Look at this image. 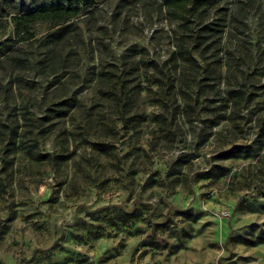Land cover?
<instances>
[{
	"label": "rangeland",
	"instance_id": "1",
	"mask_svg": "<svg viewBox=\"0 0 264 264\" xmlns=\"http://www.w3.org/2000/svg\"><path fill=\"white\" fill-rule=\"evenodd\" d=\"M61 2L0 0V264H264V0Z\"/></svg>",
	"mask_w": 264,
	"mask_h": 264
},
{
	"label": "trees",
	"instance_id": "2",
	"mask_svg": "<svg viewBox=\"0 0 264 264\" xmlns=\"http://www.w3.org/2000/svg\"><path fill=\"white\" fill-rule=\"evenodd\" d=\"M67 1L69 2V4L63 3V2L59 4L46 3L44 6H37L35 8L36 10L34 9L32 12L35 13L37 11H43V10L50 11V10L56 9V11H54L55 17H49V16L48 17L52 18L53 20H60V23L57 24L59 25L57 31L64 32L70 26H73L71 22L68 23V25H65L64 23L71 20L72 13H77L81 9L80 8L81 0H64V2H67ZM209 1L211 0H163L164 5H166L169 10H172L174 14L173 15L174 18L182 20L184 24L187 23L188 20L190 19V16L192 15V12H193L192 9H194V7H199L201 5L207 4ZM74 2H78L77 5H75ZM209 29H210L209 27H206V30H209ZM192 48H196V45H192ZM189 54H191L190 51H189ZM248 151H249V147L247 146L234 145L230 147L229 149L223 151L220 154V157L222 158L234 157L242 153H247ZM41 156L49 157L50 155L48 153H45V154H42Z\"/></svg>",
	"mask_w": 264,
	"mask_h": 264
}]
</instances>
